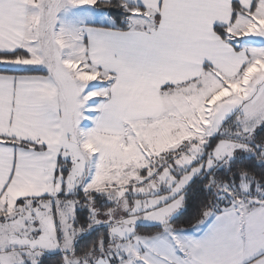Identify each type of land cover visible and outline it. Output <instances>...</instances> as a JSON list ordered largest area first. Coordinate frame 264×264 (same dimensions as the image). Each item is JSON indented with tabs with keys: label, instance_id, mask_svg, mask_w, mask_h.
Returning a JSON list of instances; mask_svg holds the SVG:
<instances>
[{
	"label": "snow or ice",
	"instance_id": "1",
	"mask_svg": "<svg viewBox=\"0 0 264 264\" xmlns=\"http://www.w3.org/2000/svg\"><path fill=\"white\" fill-rule=\"evenodd\" d=\"M0 264H264V0H0Z\"/></svg>",
	"mask_w": 264,
	"mask_h": 264
},
{
	"label": "trees",
	"instance_id": "2",
	"mask_svg": "<svg viewBox=\"0 0 264 264\" xmlns=\"http://www.w3.org/2000/svg\"><path fill=\"white\" fill-rule=\"evenodd\" d=\"M194 195H196V193H194ZM192 209H189V213L183 217H181V220L179 221V224H181L182 226H187L185 224V221L188 219L189 215L191 214Z\"/></svg>",
	"mask_w": 264,
	"mask_h": 264
}]
</instances>
